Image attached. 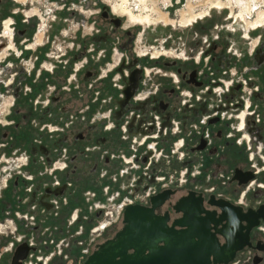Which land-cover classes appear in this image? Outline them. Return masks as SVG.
Listing matches in <instances>:
<instances>
[{"label":"built area","instance_id":"2783aa9c","mask_svg":"<svg viewBox=\"0 0 264 264\" xmlns=\"http://www.w3.org/2000/svg\"><path fill=\"white\" fill-rule=\"evenodd\" d=\"M41 21L43 22V19ZM38 32L44 31L39 29ZM217 38L219 40V36ZM259 39L256 40L257 44H251L250 56L251 58L255 56L252 59L253 62H258V57L255 54L260 42ZM207 51L203 48L200 54L196 56L192 54L186 56L185 53L182 56H176V59L189 61L194 58L198 66L204 65L207 68L212 57ZM64 55L65 53L58 58L62 67L67 63V59L63 60ZM142 55L147 57V54ZM150 57L153 58L154 55L151 54ZM123 60L124 54L114 49L112 60L114 64L112 62L108 63V70L120 66ZM0 63H2L1 59ZM83 64L84 62H81L76 67V71L80 70ZM24 66L25 71L30 73L33 63L28 61ZM247 70L246 67L236 69L228 75L227 79L217 82L213 88V98L221 106L224 105L225 108H217L215 112H212V115L203 116L201 121L203 125H191L188 134H182L184 127L182 109L193 106L191 105L193 98L201 102L205 99V95L210 94L211 96L208 84L201 86L204 87L200 92L202 95L198 94V91L182 90L173 111L168 109L162 114L153 112L143 114L144 116L139 114L135 121L134 112L130 114V117H126L121 125L123 138L131 140V149L134 153L138 152V147L146 145L152 152L153 157L145 154L142 156H111L110 161L113 165L112 167L106 166L105 171L101 173L100 186L84 189L85 194H82L83 189L74 186L73 179L67 176L71 172L68 163L69 156H58L48 168L34 173L24 169L27 164V156H1L0 166L4 167L3 172L7 174L4 185L11 182V179L17 178V180L14 181V201L7 202V204L3 203L2 208L4 210L0 213V264H14L15 253L24 244L28 247V252L25 258L19 260L21 264H84L85 258L91 253V245L96 237L114 223V214L109 207L120 197L121 193L118 192L120 187L119 178L137 169L139 162L146 165V169H149L154 163L162 166L163 157L169 158V164H171V159H177L181 163L182 169L175 173H170L172 168L166 166L164 171L160 170L154 174L156 183L162 184V188H159L161 191L173 187L185 188L190 183L194 187L189 189L201 191L204 194L211 193V195H216L217 198H225L240 205L246 204L247 196L250 193L256 194L261 191L263 196H257L256 198L264 199V181H260L259 178L254 179L255 175L264 174V131L260 127L264 121V113L260 111L257 100L263 94L260 85L255 82V78L244 75ZM48 71L53 72V68ZM151 71L152 69L147 70L148 76ZM128 74L129 72L125 73L126 76ZM201 75L202 72L199 70V76ZM11 76L14 79L15 74ZM75 76V74L72 75L74 78ZM117 77L120 76L117 75L115 80ZM48 88L52 90L54 87L50 85ZM24 89L27 92V90H30V86L26 85ZM146 98L147 94H138L134 100L143 101ZM15 102L14 95H10V98L5 99V94L0 92V118L15 105ZM226 115L229 119H232L231 126L235 129V132L226 134V140L233 141L247 151L248 163L255 175L242 181L235 178V172L232 170L228 175L221 173L217 175L216 180L219 182L213 183L211 171L209 173L204 172L202 159L199 158L198 160L197 170L190 171L186 167L187 157L189 154L191 156L194 153L191 150L202 152V150L215 147L217 150L213 155L219 154L223 150V143L218 145L215 140L211 139L209 129L203 126L207 124L210 118L218 117L221 120ZM130 118L134 121L131 124ZM166 136L174 138L172 139L174 141L171 142V150L159 141ZM206 140H208V143L203 149H200L201 141ZM186 145L189 146L188 152L184 151ZM168 150H170L172 156L167 155ZM241 172L246 173L244 170H241ZM204 173L208 174L202 176ZM232 175L233 180L239 182L242 190L237 192L235 196L230 191L218 193V183L227 186V180ZM148 176L150 175L148 174ZM43 177L49 178V184L46 183L44 187L41 185V189L43 188L45 192L44 198L48 197V200L43 201V198L41 201H35L34 193L37 191L35 183ZM201 177H205V179L202 180ZM158 190L149 191L144 197L133 194L125 197L120 205L121 214L124 212L125 207L130 204L149 205L150 198L158 194L159 192L156 193ZM260 229L264 230V226H260ZM238 256L230 264H238L239 261L236 260Z\"/></svg>","mask_w":264,"mask_h":264},{"label":"rangeland","instance_id":"374dc122","mask_svg":"<svg viewBox=\"0 0 264 264\" xmlns=\"http://www.w3.org/2000/svg\"><path fill=\"white\" fill-rule=\"evenodd\" d=\"M31 0H23L21 2V6L15 5L14 0H0V21L5 19L10 13L14 11H18V8H21V10L18 13V19L16 21V31L19 29H24L27 23L22 22V15H27V12L31 13L32 9L37 10L36 13H40V10H44L45 15L50 18V21L54 18V15H56L58 18H60L57 23H50L48 27L45 26V23L41 20H36V17L31 21V23H28L30 26L28 29V35L25 38L20 37V35L15 38L16 44L19 45H26L24 43L25 39H32L34 41L37 38V35L40 36L43 34L42 41L39 42H45L47 44L46 46V52H49V56H55L58 49L63 50V53H67L63 58V60L67 59V63L64 67L61 66V68H57L58 63L54 59H46L41 63V68H43L42 74L43 78H46L51 83H57V88L53 96H57L58 100L54 104H50V113H47L45 120L46 123L49 125V128L45 131V134L43 136V144L47 146L51 154L55 153L57 150V146L55 147L54 144H57L58 138L62 137L61 130L66 129L65 131L68 132V134L72 135V131L76 130V120L78 116L81 114V116L85 115V112H87L88 106L91 103H95L94 99H98V105L95 109V111L91 114H87V121L88 123L92 124L93 117H96L98 114H103L106 112V106L103 103L104 100H109V102L114 101V111L116 115L121 113V96H115L112 98H109L108 96H100L96 97L95 91L100 87V83L103 80H99L97 74L105 73L106 70H108L107 65L108 63H111L114 58V51L113 49H120V46H128L127 49L124 50V60L122 63L124 65L122 66V63L120 66L115 67L110 73L109 77L111 78L114 75L123 76L126 72H129L130 69L135 67L134 65L138 63L143 68V73L145 74L144 82L147 81L148 75L147 70H151V60L147 57H144L142 54H147V56H150L151 54L154 55V59H157V57L160 56L161 60H167V59H176V56H182L186 53V56H189V54L192 55H198L200 52L206 49L209 50L208 53L211 54V56L215 57L214 61H210L207 68H205L204 65H200L197 67L202 72V80H204V83L210 86V94L205 95L203 101L199 102L196 98H193L191 101L192 108H190V111L193 110V108H197L198 111H195V114H192V112L189 111L187 108L182 109V121L184 124L182 134H188V132L191 129V125L193 124H200L202 121V117L205 115H212L213 111L215 112L217 108H220L221 105L218 101L214 100L213 96V88L217 84V82H220L222 79H227L229 73L232 71H235L236 69H244L250 68V62L252 59L255 58V56H252L251 58V44H253L256 39L260 40L257 50H256V56L258 57V63L259 64V71L262 70L264 66V27H260L256 30H251V39H245L243 28H247V25L245 22L239 21V23H236L237 30H233L234 24V18L231 21L230 16L234 17L233 15L239 13L240 8L233 2L231 5L228 4L225 0H222L225 2V5L223 8H211L210 15L203 18L202 20H199L198 22H195L193 25H190L189 27H184L180 25L179 19L181 17V13L183 9H186V3L187 0H177L179 2L178 4H166L164 3V0H147L146 5H148L147 10L144 9V14H152L153 17L159 16V14H163L166 17H170V19L178 20L177 23L171 24L158 22L156 24H152L151 26L145 25H135L136 23L131 22L128 14L123 13L121 10L122 8L119 7V3H121L119 0H70L68 1L69 4L66 7L61 6V1H46L45 0H34V4L31 5ZM154 1V2H153ZM264 3V0H262ZM90 2L92 7H88L90 4H87ZM214 2V0H211V3ZM23 3V4H22ZM117 5L116 8L114 5ZM196 5V4H195ZM199 5V4H198ZM110 6V7H109ZM237 6V7H236ZM112 8L114 12L117 13V15L122 16L124 18V22L121 27L114 26L109 19L107 18H101L99 15L94 14L90 16L88 12H85L86 10L92 9L95 11H100L103 8ZM143 7V5H142ZM155 7V8H154ZM208 7V6H207ZM75 8V10L80 13L78 16L76 15L73 17V19L69 18L71 13L69 10ZM85 8V9H84ZM131 8V7H130ZM135 14H138L140 12V8L133 7L132 8ZM201 7L197 8V12L200 11ZM205 9V8H203ZM264 10V4L259 8V10ZM136 11V12H135ZM159 11V12H158ZM234 12V13H233ZM264 12V11H263ZM60 13H66V16L60 14ZM233 13V14H232ZM35 14V13H33ZM62 17H59V16ZM10 17H12L10 15ZM257 17V10L253 13L250 20H253ZM96 21V23H95ZM94 22V24L92 23ZM38 24L41 26L38 27ZM134 24V25H133ZM239 24V25H238ZM65 25V27H63ZM33 26V27H32ZM146 26V28H144ZM67 27V31L64 29ZM39 29H42L44 32H38ZM78 30V31H77ZM77 31V32H76ZM129 31V32H128ZM40 33V34H38ZM67 35V36H66ZM65 36V37H64ZM219 36V40L217 38ZM21 38V39H20ZM99 40H107L109 41V44L102 43L101 45L98 44ZM31 41V40H29ZM82 41V42H80ZM142 42L141 46L142 50L138 48V42ZM6 42L4 40H0V45L2 43ZM72 42H80L81 48L77 46H73ZM139 42V43H140ZM252 42V43H251ZM256 43V42H255ZM254 45V44H253ZM17 46V47H18ZM137 47V48H136ZM215 47V52L212 50ZM153 48V49H152ZM19 49V48H18ZM152 49V50H151ZM104 51L102 55L101 52ZM137 51V52H136ZM232 53H230V52ZM2 52V51H1ZM6 53V52H5ZM3 54V55H2ZM27 55V54H26ZM217 55V56H216ZM223 55L222 61H224V65H218V59L220 60V56ZM14 58V55L10 54V57ZM5 57L4 50L2 53H0V58L3 59ZM219 57V58H218ZM256 57V58H257ZM182 60V59H178ZM8 59H4V62L0 63V92L5 93V99L10 98V95H14L16 92V87L20 86V83H23V76H25V61L21 62L17 59V62L15 61L14 65L12 63L7 62ZM65 62V61H64ZM84 62V64L81 66L80 70L76 71V67L81 63ZM185 62H192V65H195L194 58H191L189 61ZM113 63V62H112ZM114 64V63H113ZM63 65V64H62ZM13 66V67H12ZM53 73L47 72L49 69L53 68ZM47 71H45V70ZM147 69V70H146ZM161 73L162 78L168 79L171 78V72L169 70H162ZM167 71V72H166ZM12 72H18V77H15L13 79L11 75ZM88 72H93L94 76L91 80L84 81L86 78V74ZM23 73V74H22ZM46 73V74H45ZM76 75L75 79L72 77V75ZM111 74V75H110ZM167 76H164V75ZM150 76V75H149ZM71 77L73 81L71 80ZM61 79L64 81H60V83L56 82L57 79ZM116 78V77H115ZM105 80V79H104ZM110 81V79H108ZM45 81V80H44ZM157 81V80H156ZM260 81V79H259ZM164 82V81H163ZM86 83V84H85ZM110 83V82H109ZM92 86L91 90H95L92 92L91 95L87 96H76L77 91L89 88V85ZM97 84V87L95 86ZM204 84V85H205ZM8 85V86H6ZM54 85V84H51ZM88 85V86H87ZM261 85V84H260ZM147 88H152V85L146 84ZM204 87H198L196 91H198L200 95H202L201 90H203ZM195 91V92H196ZM83 97V98H82ZM203 98V96H201ZM207 97V98H206ZM16 98V97H15ZM49 98V96H48ZM81 98L82 105L79 103L80 109L77 112V101ZM211 98V99H210ZM23 99L21 97L16 98V105H14L12 108L8 109L7 112L2 116L1 121H11L14 119L15 109L19 107V100ZM120 100V101H119ZM214 100V102H213ZM259 100V99H257ZM24 101V100H23ZM94 101V102H93ZM119 101V102H118ZM260 102V101H259ZM262 102V101H261ZM89 104V105H88ZM198 104V105H197ZM212 108H211V107ZM259 109L261 105H259ZM209 109V110H205ZM66 112H63V111ZM188 112V113H187ZM229 113V112H228ZM86 116V115H85ZM224 119H221V123L219 125L212 126V129H217L218 127H226V123H229L230 126L226 127L228 129V132H235V129L232 128L231 123L232 119H229L227 117ZM19 120V118H17ZM21 120V119H20ZM73 122L71 127L67 126L69 124L68 122ZM10 123V122H9ZM94 124V122H93ZM204 128L206 127L203 126ZM4 129V128H3ZM5 129L9 131H16L19 128L14 127V125L8 124L5 125ZM24 129V126L23 128ZM101 131V130H100ZM205 131V129H204ZM211 133V129H210ZM211 136V134H210ZM176 137V136H175ZM172 139L170 136H166L165 138L162 137L159 141L167 148L170 149L172 143ZM212 139V137H211ZM130 149V148H129ZM128 149V150H129ZM186 152L189 151V146L186 145L184 148ZM171 150V149H170ZM170 150L167 151L168 156H172L170 153ZM132 149L128 152L132 153ZM137 154L139 153L140 156L147 155L150 157L152 156V152L148 149L146 145L138 147ZM204 152V150H203ZM202 152L198 151L194 156H190V154L187 157V165L190 169V171H196L198 160L201 157ZM52 157V156H51ZM171 159V158H170ZM37 165L34 166H41L38 170L35 172H39L41 170H44L48 168V165L45 161V156H37ZM205 161L207 162V157L205 158ZM239 162L233 163L232 166L229 167V173H231L233 167L235 165H243L242 159L237 160ZM171 164H169V158L163 157L162 159V166L156 165L155 163L150 166L149 169H146V165H142L140 162L138 164V168L131 171L128 174H125L121 178H119V189L118 192H120V197H118L115 202L111 204V207H109V203L107 204L108 207L112 210L114 214V223H112L105 232H103L101 235L99 234L96 239L94 240L93 244L91 245L92 250L91 253L85 258L84 263L86 262L87 258L96 250L97 245L105 242L108 239H111L115 237L116 233L123 227V213L121 214L120 205L122 204L125 197H128L130 194H133L135 196L141 195L145 196L147 192L149 191H156L159 188H162V184L156 183L155 181V173L160 170H165V167L168 166L169 168H172L170 173H175L176 171H179L182 169L181 163L177 159H171ZM170 166H169V165ZM33 168V167H29ZM27 167V171L30 170ZM106 168V167H105ZM105 168H103L105 171ZM2 170V171H1ZM26 170V169H25ZM213 170V168H211ZM209 170V171H211ZM4 171V167L0 166V188L2 187L3 190H6L3 186L5 184V181L7 179V174ZM32 171V170H31ZM30 171V172H31ZM69 171V170H68ZM34 173V171H32ZM8 173V172H7ZM15 173V172H14ZM209 173V172H208ZM204 173L202 176H206ZM148 174L150 176H148ZM128 176H131L130 178ZM127 177L129 179H127ZM208 178V177H207ZM47 177L41 178V182H39V185H44L48 182ZM201 179H205V177H201ZM217 179V178H216ZM214 178H211L213 183H217V180ZM17 180L15 178L14 180H10L8 184L10 185V191L5 194V200L9 202L7 198H10L11 201H14V181ZM85 180V179H81ZM3 182V183H2ZM196 182V181H195ZM74 182V186H75ZM101 182H98V186H100ZM37 182L35 185H38ZM21 185V184H20ZM78 185V184H77ZM76 187L78 188V186ZM191 186L190 183L187 184L186 187ZM21 188V186H20ZM87 188H83L82 194H85V190ZM189 190V189H187ZM187 190H183L182 192L186 193ZM230 189L223 185L222 183H218L217 192H225L229 191ZM1 191V189H0ZM25 194V192H24ZM23 194V196H24ZM35 195V201L36 200H42L45 197L44 189L42 188L40 191H36L34 193ZM48 200V197L44 198V200ZM14 203V202H13ZM7 204V203H5ZM4 208H0V213ZM120 214V215H119ZM77 250V248H76ZM10 259V258H9Z\"/></svg>","mask_w":264,"mask_h":264},{"label":"flooded vegetation","instance_id":"af4514ba","mask_svg":"<svg viewBox=\"0 0 264 264\" xmlns=\"http://www.w3.org/2000/svg\"><path fill=\"white\" fill-rule=\"evenodd\" d=\"M21 0H14L15 5L21 6ZM26 1V0H25ZM46 1H54V0H45ZM61 1V6L66 7L70 0H57ZM121 3L118 5L123 8L127 6V9L130 8V5H133V7L136 5L134 1H130L126 4V6L122 5V0H119ZM30 2V1H29ZM207 0H203L198 4H206ZM23 4V3H22ZM31 5L34 4V0H31ZM87 4H90L88 7H92L91 3L88 2ZM116 4L114 7L116 8ZM110 7V6H109ZM196 7V5H195ZM18 11H14L10 13V15L13 16L14 21L13 23V37L7 38L3 37V23L4 20L0 21V40H4L6 42L2 43L0 45V53L5 52L7 50L8 45L12 42L16 49L9 52V55H6L3 59H1L4 62V59H8L9 57V63H12L14 65L15 61L17 62V59L21 62L25 61L26 63L28 61H31L33 63V66L31 68L30 73L26 71L25 76H23V83H20L19 87H16V92H14V96L16 98H23L19 100V107L15 109L14 119L11 121H5L2 122L0 120V157L1 156H27V164L24 167V169L27 170V167H33L32 169L28 171H36L41 166H34L37 165V156H45V161L47 165L51 164V162L56 159L58 156H69V170L70 174H67L68 177H71L75 183V186L77 185L79 189L83 188H98V182L101 181V173L103 172V168L106 166L112 167V162L110 161L111 156H140L137 153L128 152L131 150V140H126L123 138V135L121 133V125L125 121L126 117H130V114L134 112L135 118L138 117L137 115H143L147 114L148 112H153L157 114H162L165 110H171L173 111L174 106L177 104L179 97L181 95V91L184 89L193 90L194 92L197 90L198 87H201L204 85V80H202L203 76H199V68L195 65H192V62H185L183 60L178 59H167V60H161L160 56L157 57V59L151 58L150 56H147L148 59L151 60L150 68L152 69L150 76L146 77L148 78L146 82H144L145 74L143 73V68L136 63L132 69H130L128 76L125 74L123 76L117 77L115 80L116 75L112 76L110 81L106 79L109 77V73L112 70H106L105 73H99L96 76H98L99 80H103L100 83V87L95 91L96 97L100 96H108L111 94H114L115 92L122 93V99H121V113L116 115L114 111V101L109 102V100H104L103 103L106 106V112L103 114H98L96 117H93L92 124L88 123L87 121V114H91L95 111L97 105H98V99H94L95 103H91L88 106L87 112H85L84 116H81V114L78 116L76 120V130L72 131V135L68 134L66 129H62L61 136L58 138L57 144L55 143L54 146H57V150L55 153L51 154L49 149L47 148V144H43V136L45 134V131L49 128V125L46 123L45 117L47 113H50V104H54L58 98L57 96H53L56 88L57 83H51L48 79L43 78L42 74V68L41 63L46 59H54L56 63H58L57 68H61L60 61L58 58H60V55H63L62 51L58 49L55 54V56H49V52H46V46L47 44L43 41L41 42H35L32 41V39H25L24 43L26 45H17L15 42L16 36L25 38L28 35V29L29 24L31 21L36 17V20L43 19V22L45 23V26L51 25L50 23H57V21L60 20L56 15H54V18L50 21V18L46 16L44 13V10H40V13H30L32 15H22V22L27 23L24 29H19L16 31L15 25L16 21L18 19V13L21 10V8L17 7ZM132 10V8H130ZM188 9H190V6L188 5ZM125 10V8H124ZM71 13L69 18L73 19L76 15L78 16L80 13H78L75 8H72L69 10ZM99 15L101 18H107L110 20V22L117 27H121L124 18L122 16L117 15L116 12L112 8H103L100 11L92 10L90 13V16L96 14ZM186 12V11H185ZM245 13V10H243ZM242 12V13H243ZM126 14V12H123ZM64 16H66V13H60ZM184 13H182L183 16ZM261 17H263L264 12H261ZM8 15L6 18L10 17ZM36 15V16H35ZM136 15V14H135ZM59 17H62L61 15ZM12 18V17H11ZM130 20L134 22L131 17L129 16ZM164 20L165 23H168V17L161 18L158 16L152 17V23L156 24L160 22L161 20ZM183 19V18H182ZM260 20V18H258ZM257 21V20H256ZM94 24V22H92ZM96 23V21H95ZM136 24H146L147 22H134ZM150 24V23H147ZM41 26L38 24V27ZM33 27V26H32ZM65 27V25L63 26ZM18 29V28H17ZM67 31V27L64 29ZM244 30V29H243ZM78 31V30H77ZM76 31V32H77ZM68 32V31H67ZM129 32V31H128ZM245 35V34H244ZM67 36V35H66ZM65 37V36H64ZM21 39V38H20ZM82 42V41H80ZM80 42H72L73 46L81 48ZM140 42V41H139ZM138 42V48L142 50L141 44L142 42ZM102 43L109 44V41L107 40H99L98 44L101 45ZM18 46V47H17ZM128 46H120V49H117L118 51H121L123 54L124 50L127 49ZM19 48V49H18ZM137 48V47H136ZM153 49V48H152ZM151 49V50H152ZM215 47L212 50L215 52ZM2 51V52H1ZM114 51V49H113ZM137 52V51H136ZM209 52V50L207 51ZM104 51L101 52L100 55H102ZM10 54L14 55L10 57ZM27 54V55H26ZM67 53L65 52V55ZM64 55V56H65ZM125 56V55H124ZM217 56V55H216ZM145 57V56H144ZM219 58V57H218ZM223 55L220 56V60L218 59V65H224ZM215 57H211V61H214ZM258 62H253V60L250 62V68L244 73L245 76H250L255 78V82L258 83L261 87L262 91V97L258 100L260 107V111L264 113V66L261 71H259V64ZM124 63H122V66ZM13 67V66H12ZM54 69V67H53ZM240 69V68H239ZM242 69V68H241ZM40 70V71H39ZM45 70V69H44ZM162 70H169L171 72V78L167 79L162 78L161 73ZM47 71V70H45ZM49 72V71H47ZM167 72V71H166ZM28 73V74H27ZM53 73V72H49ZM12 74H15V77H18V72H12ZM23 74V73H22ZM46 74V73H45ZM10 75V76H11ZM111 75V74H110ZM144 75V76H143ZM230 75V73H229ZM86 78L84 81L91 80L94 76L93 72H88L86 75ZM164 76H167L166 74ZM175 76V78H173ZM14 77V79H15ZM105 79V80H104ZM260 79V81H259ZM45 80V81H44ZM157 80V81H156ZM60 81H64L61 79H57L56 82L60 83ZM85 81V82H86ZM164 81V82H163ZM110 82V83H109ZM54 84V85H51ZM86 84V83H85ZM146 84L152 85V88L148 89ZM26 85L30 86V90H27L25 92L24 88ZM53 86L54 88L52 90H49L48 86ZM88 86V85H87ZM93 84L91 86L89 85V88H84L79 91H77L76 96H87L91 95L92 92H94L92 89ZM97 87V84L95 85ZM5 94V93H4ZM138 94H147V98L143 101H137L135 102L134 98ZM93 95V94H92ZM49 96V98H48ZM110 97V96H108ZM112 97H115L112 95ZM83 98V97H82ZM24 100V101H23ZM76 105L78 106L79 103L82 105L81 98L78 99ZM18 101V100H17ZM16 101V102H17ZM93 101V102H94ZM120 101V100H119ZM118 101V102H119ZM260 101V102H259ZM262 101V102H261ZM15 102V105H16ZM198 105V104H197ZM222 108H225L224 105L221 106ZM80 109V107H77V112ZM192 108V106H190ZM190 108L189 111H190ZM209 110V109H205ZM198 111L197 108H193L190 112L192 114H195L194 112ZM63 112H66L65 110ZM188 113V112H187ZM144 116V115H143ZM19 118V120H17ZM21 119V120H20ZM132 118H130V124L133 123ZM10 122V123H9ZM94 122V124H93ZM222 121L220 118H210L207 121L206 129H211V137L213 140L217 142L218 145H221L223 143L224 148L223 150L216 155H213V153L216 152L217 148H209L205 149L204 152L202 150L201 159L204 164V172H209L211 168L212 178L216 179L217 175L224 174L228 175L229 173V167L232 166L233 163H237L241 160L243 162V165H235L232 170L236 172V170H239L238 178L242 181L247 178L254 177L255 173L251 170L249 163H248V153L247 151L240 145H237L233 141L226 140V134L228 133V129L226 127L230 126L229 123H226V127H218L217 129H212V126L219 125ZM69 124L67 126L71 127L70 125L73 124V122L69 121ZM14 125V127L19 128L16 131H9L5 129V125ZM24 126V129H22ZM261 129L264 131V121L261 124ZM4 128V129H3ZM129 129V127H128ZM101 130V131H100ZM130 130V129H129ZM132 131V130H131ZM130 131V132H131ZM208 143V140L201 141L199 147L203 146L205 147ZM130 148V149H129ZM129 149V150H128ZM194 153L191 155L194 156L198 151L191 150ZM191 153V152H190ZM52 156V157H51ZM207 157L208 161H205V158ZM110 163V164H108ZM48 165V166H49ZM41 169V168H40ZM241 170H244L247 172L246 174L241 175ZM2 171V170H1ZM12 171V170H11ZM31 171V172H32ZM129 178L131 176H128ZM127 177V179H129ZM259 178L260 181H264V174L258 176L255 175L254 179ZM85 179V180H81ZM41 182V179L37 180V184ZM217 182H219L217 180ZM3 183V182H2ZM4 188L6 190H3L2 187L0 188V208L2 207L3 203H7L8 201L5 200V194H7L10 191V185L7 183L4 185ZM41 185H36V190L41 189ZM194 187V185L191 184V186L185 187V188H176L173 187L171 189L176 190L175 194L171 195V198L168 199L159 209V214H165L168 210H171L173 205L176 203V201L185 194L183 193V190H187L189 188ZM227 187L230 189L229 191L232 193V195H236L237 192L242 190V187L239 185L238 181L233 180V175L227 180ZM159 189L156 193L160 192ZM201 192V191H199ZM204 194V193H203ZM210 194H204V196L209 198ZM263 196L262 192L259 191L256 194H248L246 204L240 205L233 203L238 206H242L245 209L249 207L258 208L260 205L264 204V199L260 198L257 199L256 197ZM9 202L11 201L10 198H7ZM206 208L213 209L214 207H210L206 205ZM179 214L173 213L172 218L178 217ZM124 226V224H123ZM260 226H264L263 222ZM123 228V227H122ZM121 228V229H122ZM120 229V230H121ZM257 240L255 241V247L254 248H248L244 251H241L238 253V257L236 260L239 261L238 264H264V237L260 233H258ZM259 241V242H258ZM258 242V243H257Z\"/></svg>","mask_w":264,"mask_h":264},{"label":"water","instance_id":"95a60500","mask_svg":"<svg viewBox=\"0 0 264 264\" xmlns=\"http://www.w3.org/2000/svg\"><path fill=\"white\" fill-rule=\"evenodd\" d=\"M175 193L165 189L153 195L149 205L126 206L123 228L97 245L84 264H230L239 252L255 247L258 233L264 237V204L245 209L214 194L206 200L203 192L189 189L171 210L159 214ZM173 213L179 216L172 218ZM27 252L24 244L14 264H21Z\"/></svg>","mask_w":264,"mask_h":264},{"label":"bare ground","instance_id":"6f19581e","mask_svg":"<svg viewBox=\"0 0 264 264\" xmlns=\"http://www.w3.org/2000/svg\"><path fill=\"white\" fill-rule=\"evenodd\" d=\"M21 1H23V0H21ZM130 1L135 2L136 5L134 7L140 8V12L138 14L135 15L133 9L132 10L130 8L127 9L126 4ZM201 1H203V0H187L186 6H185L186 9L182 10V13H184V14L182 16V13H181V17L179 19L180 25H182L184 27H189L190 25H193L195 22H198L199 20H202L203 18L209 16L210 12H211L210 11L211 8L216 7V8L221 9L225 5V2L222 0H214V2H212V3H211V0H207L206 4H204V5L199 4L198 5V3H200ZM225 1L230 5L234 2L240 8L239 13L233 15L234 17H232V16L229 17V18H231V21L234 18L235 26H233V28H232L233 30H235V31L237 30L236 23H239V21L245 22L247 25V28H243L244 29L243 33L245 34L244 37L251 39V30L250 29L256 30L260 27H264V15H263V17H261V15H262L261 12H263L264 10H261V9L259 10V8L262 6V4H264L262 0H225ZM146 3H147V0H122L121 6H126V7H123L121 10L123 12H126V14H128V16H130L134 22L140 21V22L150 23V24L146 23V26L148 27V26L152 25L151 23H152L153 15L152 14H144L143 10L144 9L147 10V8H148V5H146ZM164 3H165V5L170 3V5H171V4H178L179 2H177V0H164ZM195 4H196V7H195ZM142 5H143V7H142ZM188 5L190 6V9H188ZM130 7L133 8V5H130ZM198 7H201V9H200V11L197 12L196 10ZM124 8H125V10H124ZM203 8H205V9H203ZM243 10H245V13L243 12ZM256 10H257V17L253 20H250L253 13ZM36 11L37 10L32 9L31 13H36ZM85 12H88L90 14L92 12V9H89V10L85 9ZM28 15L30 16L32 14H30V12H28ZM159 17L164 18L165 15L159 14ZM258 18H260V20ZM168 20L171 24H175L178 21L175 19H170V17H168ZM13 21H14L13 16H12V18L11 17L5 18L4 23L2 25L3 29H4L3 34H2L3 37H7L10 39L13 37V33H12V31H13V29H12L13 23L12 22ZM162 21L164 22L163 19L160 22H162ZM135 25H139V24H135ZM140 25H142V24H140ZM143 25H145V24H143ZM146 26L144 28H146ZM38 34H40V33H38ZM42 38H43V34H41L40 36L37 35L35 42L42 41ZM255 42L257 44V41H255ZM255 42L253 44H255ZM14 49H16V48H15L14 44L11 42L8 45L7 50H5L6 53L4 52V55L5 56L9 55L8 53Z\"/></svg>","mask_w":264,"mask_h":264},{"label":"crops","instance_id":"0c3cea01","mask_svg":"<svg viewBox=\"0 0 264 264\" xmlns=\"http://www.w3.org/2000/svg\"><path fill=\"white\" fill-rule=\"evenodd\" d=\"M74 79H75V78H74ZM70 81H73V79H71ZM120 91H121V90H119L118 92H115L114 94L108 95V96H110L109 98H112V95H113V96H121V97H122L123 95H122V93H121ZM135 102H137V101H135ZM4 114H5V113H4ZM4 114H3V115H4ZM3 115H2V116H3Z\"/></svg>","mask_w":264,"mask_h":264}]
</instances>
